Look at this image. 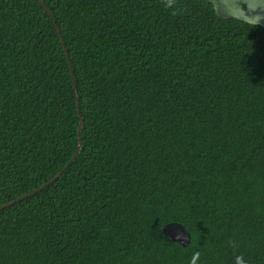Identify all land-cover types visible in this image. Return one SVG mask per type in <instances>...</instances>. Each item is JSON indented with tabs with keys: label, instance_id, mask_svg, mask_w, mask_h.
Here are the masks:
<instances>
[{
	"label": "trees",
	"instance_id": "16d2710c",
	"mask_svg": "<svg viewBox=\"0 0 264 264\" xmlns=\"http://www.w3.org/2000/svg\"><path fill=\"white\" fill-rule=\"evenodd\" d=\"M41 1L0 0V206L63 169L80 118L81 148L0 210V264H264V28Z\"/></svg>",
	"mask_w": 264,
	"mask_h": 264
},
{
	"label": "water",
	"instance_id": "95a60500",
	"mask_svg": "<svg viewBox=\"0 0 264 264\" xmlns=\"http://www.w3.org/2000/svg\"><path fill=\"white\" fill-rule=\"evenodd\" d=\"M39 3L44 6L41 0H38ZM212 3L213 8L216 14L223 19H235L237 21H241L250 25H256L264 28V0H208ZM49 13V11H48ZM50 15V13H49ZM51 16V15H50ZM61 44L64 46L63 41L61 40ZM66 57L67 53L65 51ZM68 60V59H67ZM69 63V61H68ZM72 79L74 81V77L72 75ZM76 106L78 111V98L76 99ZM82 120L80 118L79 127L77 129V137L78 144L74 154L71 156L69 161L65 164L63 169L50 181L36 188L35 190L24 194L15 200L8 202L2 206H0V210L5 209L17 202H20L43 190L48 187L54 181H56L62 172L70 166V164L75 160L77 154L81 148V141L79 139L80 130H81ZM163 234L168 237L172 242L180 244L182 247H186L189 245L191 236L190 233L179 223H168L162 228Z\"/></svg>",
	"mask_w": 264,
	"mask_h": 264
},
{
	"label": "clouds",
	"instance_id": "9594fccd",
	"mask_svg": "<svg viewBox=\"0 0 264 264\" xmlns=\"http://www.w3.org/2000/svg\"><path fill=\"white\" fill-rule=\"evenodd\" d=\"M163 6L165 9L170 10L172 16H177L183 12V9L179 7L178 0H162ZM232 247H235V241L229 242ZM201 253L199 251L193 253L190 258V264H199ZM235 264H246L243 255H238L235 257Z\"/></svg>",
	"mask_w": 264,
	"mask_h": 264
}]
</instances>
